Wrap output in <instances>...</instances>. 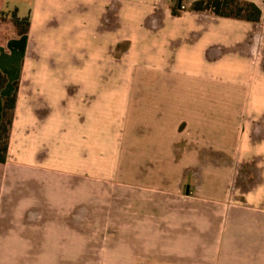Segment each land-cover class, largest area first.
Here are the masks:
<instances>
[{
  "label": "crops",
  "instance_id": "crops-1",
  "mask_svg": "<svg viewBox=\"0 0 264 264\" xmlns=\"http://www.w3.org/2000/svg\"><path fill=\"white\" fill-rule=\"evenodd\" d=\"M11 1L0 0V13L7 6L18 8L20 17L31 18V28L29 34L18 36L13 27L16 35L0 40V70L8 77L2 96H12L19 82L8 156L6 162H0V264H62L83 255L87 231L69 227L65 222L67 213L53 208V201L60 199L51 194L52 177H83L89 173L84 166L83 145L90 140L93 146L100 133L114 130L121 113L125 136L138 134L139 143L134 145L142 153L166 152L172 150L171 146L206 152L205 161L200 159L202 163L196 165L206 184L203 197L207 201L230 199L224 187L227 177L235 175V166L254 151L264 153V142L253 144L247 125L264 119V64L255 62L259 60V50L251 42L258 36L252 32L258 24L211 16L207 19L203 13L185 12L155 19V28L154 19H143L148 18L146 14L132 19L135 15L128 12L129 22L126 24L124 19L125 24L117 28L116 0H33L23 15ZM69 2L73 5L66 11L65 4ZM85 16L93 21L92 28L96 30L88 34L97 41L98 48L85 53L82 47L70 69L60 63L61 47L55 55V65L41 64L49 29L45 18L59 19L64 24L75 19L80 24L76 30L83 33ZM132 22H138L140 30H127L129 24L137 26ZM53 24L58 27L56 21ZM156 39L154 52L148 42ZM125 40L129 41L128 49L118 61L150 67L139 81L140 97L134 89L137 81L128 84L126 80H109L105 87L99 65L84 61L90 59L89 53L91 58L98 56L99 49L116 61L117 45ZM43 41L42 49L39 42ZM138 41H145V47L143 43L140 47ZM53 72L60 73L55 80ZM152 72L156 73L154 77ZM2 118L0 97V126ZM185 124L186 129L180 132ZM187 131L189 135L191 131L198 132L187 137L192 140L187 143L189 147L179 138L172 140V136L179 137ZM69 136L76 146L74 160L68 158ZM196 136L205 137L204 141L197 143ZM130 146L127 145L129 149ZM217 152L224 161L218 166L220 171L211 157ZM198 172L192 173L193 180ZM252 198L255 197L247 195L242 204L255 211ZM258 210L264 212V208ZM141 228L145 235L141 236V249L136 254L140 264L144 262L142 256L156 264H264V239L236 237L228 241L220 235L219 239L197 240L194 231H206L207 226L192 223ZM232 231L245 229L236 223L229 233ZM175 232H183V236L177 239ZM187 232H192L195 240ZM122 254L126 258V250Z\"/></svg>",
  "mask_w": 264,
  "mask_h": 264
},
{
  "label": "rangeland",
  "instance_id": "rangeland-1",
  "mask_svg": "<svg viewBox=\"0 0 264 264\" xmlns=\"http://www.w3.org/2000/svg\"><path fill=\"white\" fill-rule=\"evenodd\" d=\"M32 1L12 0L11 2L21 8V14L23 15V13L28 12L27 6ZM193 1L195 0H182L180 5V0H116V27L121 26L122 21L125 20L127 24L129 22L127 20L129 19L128 12H132L135 15V18L132 19H136L140 13L146 14L148 17L143 19H154L152 24L156 28L158 25L155 19L172 16V8L177 4L179 8H184L181 15L190 12L187 9ZM256 1L263 10V18L262 22L258 23V26L252 31L258 36L256 39L254 37L251 42L255 45V50H259V55L256 56L259 60H255V62L264 64V0ZM72 5L73 3L70 2L68 5L65 4L66 11ZM3 10L12 11L13 9L7 6ZM50 13L53 14L54 11L52 10ZM203 14L207 19L210 16L211 19L221 18L208 12ZM84 18L83 33L76 30V27H79L80 24L75 19L68 20L64 24L59 19L45 18L48 19L47 26L49 29L46 45L45 41L39 42L41 47L42 45L46 46V49L41 53L42 58L39 61L41 64L55 65L57 63L55 55L59 53L61 47L62 62L60 60V63L61 65H67L70 69L73 64H76V58L81 53L82 47L85 48V53L88 50L93 51L94 48H98L97 41L93 38L90 39V34H88L96 30L92 28L93 21L86 16ZM54 21L58 23V27L55 24L52 25ZM135 24L137 26L134 24L126 25L128 26L127 30H140V24L138 22ZM142 25L145 28V23ZM13 31V27L9 22L0 21L1 41L14 35L15 32ZM144 42L138 41V45L141 47L143 43V47H145L146 43ZM156 42L157 39L148 42L149 49H153L154 52L158 46ZM128 45L129 41L126 40L117 45L116 61H113L112 56L108 59L109 56L104 53L103 49H99L101 53H97L98 56L93 58H91L92 53H89L90 59H84V61L86 63L94 61L96 66L99 65L101 70L100 80L105 82V87L108 85L109 80L110 82L126 80L128 84L130 81L133 84L137 81L135 88H133L140 97L139 81L143 79V74L147 73L146 69L150 67L146 64L143 65L142 62L141 65L140 62L129 64L128 61H118L123 58L122 54L128 49ZM142 57L143 59L146 58L145 56ZM147 63L151 64L150 61ZM51 74L55 80V77L60 73L53 72ZM155 74V72H152V77ZM102 90L103 88H101ZM115 121L114 130H110L113 133H108L105 130V133H100L98 143L94 142L92 146L89 140L83 145L84 166L89 173H85L83 177H80V175L59 176L53 174L51 194L53 197H59L60 199L53 201L55 204H53V208H61L63 212L67 213L65 222L72 229L77 228V226L79 228L83 227L87 231L84 233L85 238L88 240L85 239L84 250L82 249L84 256H80L82 259L78 257L74 262L69 260V263L62 264H140L137 262L138 257H136V254L141 249L140 241L143 240L141 236L145 235V231L141 226L149 227L152 230L158 226H167L168 224L175 226L192 223L207 226L206 231L198 233L194 231L197 233H195L197 240L219 239L220 235L222 239H229L228 241L236 239V237L237 239L244 237L243 240L264 239V212L258 210L264 208V194L261 193L264 189V153L254 151L251 156L243 157V161L239 162L240 166H235V175L231 174L230 177H227V183L224 187L225 192L230 195L229 200L213 199V201H207L203 197L206 184L202 172L196 168L199 166L198 164L202 163L199 161L200 159L205 161L206 152H196L189 150V148L184 151L176 148V146H171L172 150L166 152L149 151L147 154L142 153L135 149L134 145L139 143L138 134L136 136L133 134V137H126L124 134L125 121L123 113ZM247 125H249V132L252 134L253 144L263 143L264 119L249 121ZM185 127L186 124L181 126L180 132H183L186 129ZM139 130L138 133L141 131ZM192 133L198 132L191 131L189 135L187 131L180 134L179 137L172 136L171 138L173 141H177V138L184 141L187 148V145L189 147L187 143L192 141L188 139L189 136H192ZM72 136H69L68 158L74 160L76 152L73 149L76 146L72 143ZM204 138L203 136L195 137L196 142L200 140L203 142ZM126 142L128 147L131 144V149L127 147ZM211 157L212 161L215 163L217 161L215 169L219 170L218 166L224 163L220 158V154L218 152L212 153ZM91 160H93V163H89ZM91 167L94 169L92 170ZM227 170L230 171V168H227ZM195 171H199V176L197 178L193 177L195 178L193 180L191 175L193 176L192 173ZM220 173L226 174L224 172ZM249 194L255 197L252 198V201L257 211L249 210L242 204ZM241 211L243 212L241 213ZM220 212L222 213L220 214ZM233 212L235 215H232ZM236 223L240 225V228L243 227L245 231H232L229 233L230 227L236 225ZM87 228L89 230L93 229V231L88 232ZM252 231L254 232L252 233ZM175 233L177 239L183 236V232ZM76 234L81 236V233ZM187 234L192 235L190 239H194L192 232H187ZM149 235H155V232H150ZM227 236L229 238H226ZM124 247L126 249H123ZM123 250H126V258L122 254ZM198 250L202 251L203 248ZM229 250L233 251L232 248ZM118 252L121 253L119 256ZM111 255H115V258ZM142 258L144 262L141 264H156L151 262L148 257L142 256Z\"/></svg>",
  "mask_w": 264,
  "mask_h": 264
},
{
  "label": "trees",
  "instance_id": "trees-1",
  "mask_svg": "<svg viewBox=\"0 0 264 264\" xmlns=\"http://www.w3.org/2000/svg\"><path fill=\"white\" fill-rule=\"evenodd\" d=\"M177 6L172 8L174 16H181L182 10ZM187 11L196 13H211L217 17L241 20L249 23H261L263 18L262 8L251 0H195L188 7ZM0 21L9 22L14 27L18 36L29 34L31 18L20 17L19 9L2 11ZM8 83V77L0 70V97L3 99V118L0 126V162H6L11 129L14 121L15 108L18 100L19 82H16L17 91L9 97L2 96V90Z\"/></svg>",
  "mask_w": 264,
  "mask_h": 264
},
{
  "label": "water",
  "instance_id": "water-1",
  "mask_svg": "<svg viewBox=\"0 0 264 264\" xmlns=\"http://www.w3.org/2000/svg\"><path fill=\"white\" fill-rule=\"evenodd\" d=\"M181 2H182V0H180V5H181ZM188 193H189V187H188Z\"/></svg>",
  "mask_w": 264,
  "mask_h": 264
}]
</instances>
